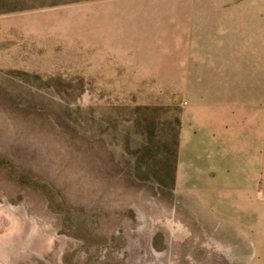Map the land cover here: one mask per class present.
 Returning a JSON list of instances; mask_svg holds the SVG:
<instances>
[{"label": "rangeland", "instance_id": "374dc122", "mask_svg": "<svg viewBox=\"0 0 264 264\" xmlns=\"http://www.w3.org/2000/svg\"><path fill=\"white\" fill-rule=\"evenodd\" d=\"M231 1L0 0V264H264V73L118 63Z\"/></svg>", "mask_w": 264, "mask_h": 264}, {"label": "crops", "instance_id": "0c3cea01", "mask_svg": "<svg viewBox=\"0 0 264 264\" xmlns=\"http://www.w3.org/2000/svg\"><path fill=\"white\" fill-rule=\"evenodd\" d=\"M192 7L196 8L194 5ZM203 7L217 9L215 18L220 23L217 25L215 36L204 34L205 37L204 35L189 37L190 47L182 54L170 53V49L162 48L141 52L124 50V54L118 56V63L122 66V70L143 73L140 75L141 79L159 82L155 85L162 87H170L169 73L173 71H182L190 75L191 73L232 71L264 73V1H231L216 5L205 3ZM166 25L169 27V22ZM167 40L170 41V38ZM206 41H214L216 47L221 48L208 51L204 47ZM197 47L200 49H194ZM240 50L247 57H252L253 63L249 64L250 68L245 69L236 64H229L227 59V62H224L226 58L224 56L227 53L231 56L235 54L236 57ZM190 75H188L189 83L186 86H192V82H201L199 79L190 80ZM160 82H166V84Z\"/></svg>", "mask_w": 264, "mask_h": 264}]
</instances>
